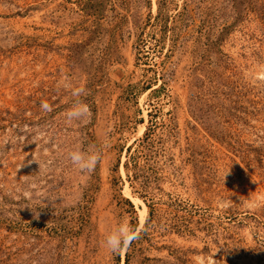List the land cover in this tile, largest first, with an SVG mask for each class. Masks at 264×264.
I'll list each match as a JSON object with an SVG mask.
<instances>
[{
    "label": "rangeland",
    "instance_id": "374dc122",
    "mask_svg": "<svg viewBox=\"0 0 264 264\" xmlns=\"http://www.w3.org/2000/svg\"><path fill=\"white\" fill-rule=\"evenodd\" d=\"M0 264H264V0H0Z\"/></svg>",
    "mask_w": 264,
    "mask_h": 264
},
{
    "label": "trees",
    "instance_id": "16d2710c",
    "mask_svg": "<svg viewBox=\"0 0 264 264\" xmlns=\"http://www.w3.org/2000/svg\"><path fill=\"white\" fill-rule=\"evenodd\" d=\"M132 147H133V146H131V145L128 146V147H127V152H130V150L132 149ZM130 158L133 159V156H130ZM124 166H125V168L128 169V163L125 162V165H124ZM134 167H136V163H134ZM134 177H135L136 179H139V177H141V175H139V169H138L137 174H134ZM131 178H132V177L130 176V177H129V180H130ZM140 188H141V192H142V193H146V192H144L145 189H143V186H141ZM146 195H147V194H146ZM147 207L149 208V214H150V213H151V206H150V205H147Z\"/></svg>",
    "mask_w": 264,
    "mask_h": 264
}]
</instances>
